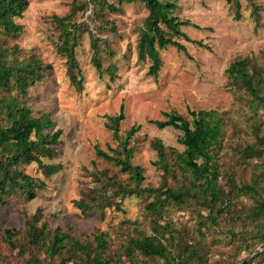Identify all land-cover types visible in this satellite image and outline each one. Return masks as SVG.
I'll return each instance as SVG.
<instances>
[{
  "label": "rangeland",
  "instance_id": "1",
  "mask_svg": "<svg viewBox=\"0 0 264 264\" xmlns=\"http://www.w3.org/2000/svg\"><path fill=\"white\" fill-rule=\"evenodd\" d=\"M74 2L29 0L23 18L18 20L24 27L20 46L38 54L52 66L46 78L31 88L30 106L35 116L50 114L56 124L55 130L63 131V144L53 159L42 158L44 163L61 166L57 174L45 177L36 163L23 167L27 174L44 182L34 200L18 195L6 206H0L1 229L20 232L14 239L16 247L0 234V264H32L33 258L44 259L43 249L28 245L25 230V214L32 216L38 209L42 210L41 222L46 221L51 229L60 228L82 241H92L96 233L105 234L109 246L104 257L110 264H129L123 255L128 241L151 235L153 227L164 226L167 222L181 240L189 244L202 243L204 264H236L246 259L248 251L235 257L239 244L231 239L229 231L244 227L225 214L219 218V226L213 225L204 198L199 201L191 197L183 206L166 202L162 209L152 213L146 206L154 201L153 196L114 197L119 190L116 181L128 188L135 184L115 163L98 157L95 146L109 154V148L120 149V142L106 128L110 122L106 116H116L123 105L126 117L120 123V138L123 140L134 125L140 126L128 147L134 152L132 164L144 169L142 186L185 187L191 181L189 173L174 165L172 176L164 177L163 170L154 165L159 158L150 144L153 138H160L168 148V160L173 162L175 152L184 150L178 143L181 132L172 127L159 129L151 121H163L164 113L171 111L184 116H188L189 109L226 112L241 126H227L223 144L214 150L221 173L220 185L236 203L231 214H239L254 204L249 197H235L231 180L239 186L258 182L256 186L264 197V157L248 160L242 157L244 148L251 145L246 142L255 141L254 124L264 135V110L255 113L245 91L228 85L226 73L232 62L251 56H257L264 69V0H240V20L234 18L235 10L226 0H178L179 9L175 15L202 28L184 27L183 31L209 48L181 39L187 53L174 47L161 51L163 67L158 78L149 75L150 61L138 59L137 42L148 14L143 4H125L121 12L106 11L103 19L95 17L93 21L91 10L85 14L79 12L75 20L88 23L93 33L97 31L95 26H101L99 54L104 69L112 65L117 68L113 77L107 71L99 76L91 64L89 35L84 34L76 51L83 75L81 91L70 81L65 58L58 53L59 34L54 23V17L68 14ZM252 4L259 7L256 13ZM243 113L250 116L243 120ZM256 145L264 150V145ZM95 198H99L98 203L104 210L95 206L84 213L76 204L79 200L92 204ZM262 230L264 232V227ZM166 238L168 245L174 244L169 233ZM249 242L247 238L246 243ZM54 264L78 262H62L56 256ZM143 264L164 263L144 260Z\"/></svg>",
  "mask_w": 264,
  "mask_h": 264
},
{
  "label": "trees",
  "instance_id": "2",
  "mask_svg": "<svg viewBox=\"0 0 264 264\" xmlns=\"http://www.w3.org/2000/svg\"><path fill=\"white\" fill-rule=\"evenodd\" d=\"M251 1V0H249ZM178 0H75L72 10L63 17H54L58 32V53L65 58L67 73L70 81L81 91L83 88L82 70L77 59V48L84 34L89 35L92 49L91 64L102 77L107 71L112 77L116 66L112 65L106 70L100 59V44L98 37L101 26H95L93 33L88 23H79L75 20L76 14L92 12L91 20L95 17L104 18L108 11L117 14L122 11L125 4L141 3L148 11L137 42V54L140 61L148 60L149 75L158 78L163 67L161 51L174 47L179 52L187 53L186 47L180 42L203 45L201 41L192 40L183 31L184 27L202 29L190 21L181 20L176 16L179 9ZM234 8L236 20L241 19L240 0H226ZM29 6V0H0V206H6L10 199L21 195L27 200L37 197L36 191L44 185L42 180L35 179L27 174L23 167L36 163L45 175L50 177L61 170L57 164L44 163L42 158L53 159L59 153L63 144L61 138L63 131L55 130L56 124L49 113H40L35 116L30 106V90L41 83L52 69L40 56L21 47L19 40L24 33L23 25L18 23ZM254 12L258 6L252 4ZM93 21V20H92ZM207 47V46H205ZM209 48V47H207ZM264 56V53H263ZM228 85L243 90L250 97V103L257 113L264 110V69L259 64L257 56L245 57L232 62L226 70ZM253 112V110H252ZM243 120L250 116L243 113ZM109 123L106 128L112 131L115 140L120 142V149L108 150L111 154L95 146V153L106 161L115 163L120 171L130 175L135 184L128 188L121 182H115L119 190L114 197L129 195H148L155 197L153 202L147 204L149 212L155 213L162 209L166 202H173L183 206L191 197L206 199L209 218L213 225L219 226L221 215L231 216L232 222L242 225L239 231L230 228L231 239L235 244V257L243 251H248L246 259L236 264H264V197L259 187L253 185L239 186L230 181L232 193L236 198L242 196L254 200V204L245 211L236 214L232 210L236 203L229 196L224 187L220 185V168L216 161L214 150L223 144L226 127L241 128L240 124L232 120L229 113L217 110H188V116L175 111L164 113L165 120L151 121L159 129L172 127L181 132L178 143L184 146L182 152H175L173 162L167 158L168 148L160 138H153L151 147L158 154V162L154 165L163 170V176L173 174V166L177 165L184 173H189L191 181L180 188H150L143 187L144 169L133 165V148H129L130 140L138 133L140 126L134 125L122 140L120 138V123L125 120V108L122 105L116 116H106ZM254 142L249 143L243 150V158L256 159L264 157V135L260 134V127L254 124L252 129ZM176 179L175 176H173ZM105 199H111L106 197ZM95 202L88 204L84 200L76 201L82 212L93 209L95 206L104 210L103 206ZM120 209V208H118ZM42 210L38 209L32 216L25 214V230L30 247L43 249L44 259L33 258L32 264H54L56 256L62 262L75 261L78 264H110L104 255L107 253L109 242L105 234H93L92 241H82L62 229H51L46 221L41 222ZM171 224L164 226L157 224L153 227L151 235H142L132 238L125 246L123 255L129 264H143L144 260H160L164 264H204L205 256L201 242L189 244L170 230ZM20 232L15 229H1L2 234L12 247L14 239ZM166 233H169L174 244L168 245ZM247 238L250 240L246 243ZM261 249V251H260ZM139 257H142L139 260Z\"/></svg>",
  "mask_w": 264,
  "mask_h": 264
}]
</instances>
